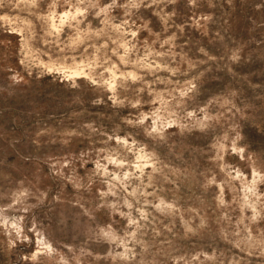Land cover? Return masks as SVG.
Listing matches in <instances>:
<instances>
[{"label": "rangeland", "instance_id": "rangeland-1", "mask_svg": "<svg viewBox=\"0 0 264 264\" xmlns=\"http://www.w3.org/2000/svg\"><path fill=\"white\" fill-rule=\"evenodd\" d=\"M0 264H264V0H0Z\"/></svg>", "mask_w": 264, "mask_h": 264}]
</instances>
